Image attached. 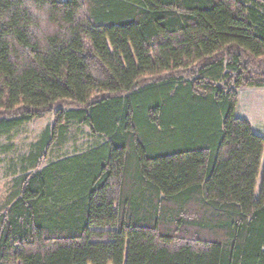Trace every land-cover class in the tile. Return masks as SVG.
<instances>
[{"label":"trees","instance_id":"16d2710c","mask_svg":"<svg viewBox=\"0 0 264 264\" xmlns=\"http://www.w3.org/2000/svg\"><path fill=\"white\" fill-rule=\"evenodd\" d=\"M245 87L264 0H0V153L54 114L0 205V264H264ZM71 126L100 142L43 167Z\"/></svg>","mask_w":264,"mask_h":264},{"label":"rangeland","instance_id":"374dc122","mask_svg":"<svg viewBox=\"0 0 264 264\" xmlns=\"http://www.w3.org/2000/svg\"><path fill=\"white\" fill-rule=\"evenodd\" d=\"M235 116L247 120L251 124L254 133L264 136V88H241ZM53 123L54 114H46L36 121L22 124L9 140H3V143H12L14 146L7 155L0 153V205L7 201L13 191L16 179L22 175V166L19 159L29 153L31 146L40 139L42 133L48 127L53 126ZM67 137L65 149L56 152L53 159L46 160L43 167L51 161L87 151L94 142H100L101 140L95 137L86 126H71ZM263 165L264 157L262 168ZM258 187H260V180Z\"/></svg>","mask_w":264,"mask_h":264}]
</instances>
